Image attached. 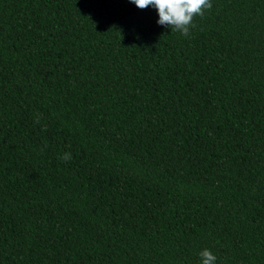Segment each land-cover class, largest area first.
I'll list each match as a JSON object with an SVG mask.
<instances>
[{
    "label": "trees",
    "instance_id": "1",
    "mask_svg": "<svg viewBox=\"0 0 264 264\" xmlns=\"http://www.w3.org/2000/svg\"><path fill=\"white\" fill-rule=\"evenodd\" d=\"M211 5L0 0V264H264V0Z\"/></svg>",
    "mask_w": 264,
    "mask_h": 264
},
{
    "label": "clouds",
    "instance_id": "2",
    "mask_svg": "<svg viewBox=\"0 0 264 264\" xmlns=\"http://www.w3.org/2000/svg\"><path fill=\"white\" fill-rule=\"evenodd\" d=\"M138 8L152 7L157 12L156 23L170 27L171 31H179L188 35L189 26L194 15H201L205 9L211 8V0H130ZM63 160L71 158L70 153H63ZM197 255L199 264H216L217 257L209 249H201Z\"/></svg>",
    "mask_w": 264,
    "mask_h": 264
}]
</instances>
